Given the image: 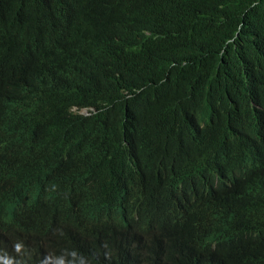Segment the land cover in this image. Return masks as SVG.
Listing matches in <instances>:
<instances>
[{
    "label": "trees",
    "instance_id": "16d2710c",
    "mask_svg": "<svg viewBox=\"0 0 264 264\" xmlns=\"http://www.w3.org/2000/svg\"><path fill=\"white\" fill-rule=\"evenodd\" d=\"M260 160L264 0H0V264H264Z\"/></svg>",
    "mask_w": 264,
    "mask_h": 264
},
{
    "label": "clouds",
    "instance_id": "9594fccd",
    "mask_svg": "<svg viewBox=\"0 0 264 264\" xmlns=\"http://www.w3.org/2000/svg\"><path fill=\"white\" fill-rule=\"evenodd\" d=\"M75 111V110H74ZM83 114L85 115H89L90 112L83 110L82 111ZM210 116L209 113L203 114L198 118V127L200 130H204L206 128L209 127L210 125ZM219 181V179L215 178V183L217 184ZM103 223H108L109 224V228H108V233L110 235L116 236V237H124L127 240H129L130 235L133 232H138V235L140 233H143V221H137L136 219H134L132 217L131 214L125 212V210L123 211V214H119L116 215L115 217H107L106 219H104ZM93 256L91 257L92 259L95 260H108L111 259L110 255H112V253L108 250L105 249H99L98 247L94 246L93 247ZM121 258H119L118 260H116L117 264H132V258L130 256H120ZM90 258V259H91ZM49 264H65L62 260V258H54Z\"/></svg>",
    "mask_w": 264,
    "mask_h": 264
},
{
    "label": "bare ground",
    "instance_id": "6f19581e",
    "mask_svg": "<svg viewBox=\"0 0 264 264\" xmlns=\"http://www.w3.org/2000/svg\"><path fill=\"white\" fill-rule=\"evenodd\" d=\"M121 130V128L119 129V131ZM123 130V129H122ZM99 161H101V160H99ZM262 160H260V161H258V164L261 162ZM262 162H264V160L262 161ZM253 163H255V162H253ZM257 163V162H256ZM262 164V163H261ZM261 164H260V166H258V168L256 169H254V168H252L253 170H251V172L253 171H257L258 173L260 172V171H262V169H261ZM128 170H132V166H130V165H128V164H125V163H123V162H121L120 164H119V166H118V173H119V176L121 177V178H125L126 177V174H127V171ZM250 173V172H249ZM248 175H250V177L252 176L251 174H248ZM125 212H127V213H129V214H131L132 215V217L134 218V219H136L137 221H140V220H143L142 218H140V215H139V210L138 209H133V208H126L125 207ZM151 216H155V217H158V218H160L162 221H167V223H166V225L164 226V228H163V230H166V231H168L169 233H167L166 235H172V234H175L176 232L175 231H172L171 230V227H172V225L173 224H175L176 226H180L181 224L180 223H183L184 221L177 215V214H173V215H171V217H175L176 219H177V221L178 222H169L165 217H160V215H159V213H158V211H156V210H154V209H152V213H151ZM161 221V222H162ZM190 229V231H191V229H192V227H190L189 228ZM192 237H195V236H192ZM185 241L184 242H182V243H185L187 246H193L192 245V242H191V238H189V239H184ZM204 247H206V246H201V245H198L197 246V248H199L200 250H202V251H204L205 252V250H204ZM192 248V247H191Z\"/></svg>",
    "mask_w": 264,
    "mask_h": 264
}]
</instances>
